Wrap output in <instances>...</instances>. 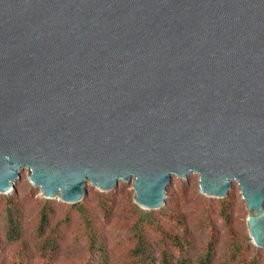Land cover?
<instances>
[{
  "label": "water",
  "instance_id": "1",
  "mask_svg": "<svg viewBox=\"0 0 264 264\" xmlns=\"http://www.w3.org/2000/svg\"><path fill=\"white\" fill-rule=\"evenodd\" d=\"M45 198L171 176L239 186L264 249V0H0V193Z\"/></svg>",
  "mask_w": 264,
  "mask_h": 264
},
{
  "label": "rangeland",
  "instance_id": "2",
  "mask_svg": "<svg viewBox=\"0 0 264 264\" xmlns=\"http://www.w3.org/2000/svg\"><path fill=\"white\" fill-rule=\"evenodd\" d=\"M13 188L9 193H0V264H90L91 253L87 248L85 233L89 226L87 217L93 222V229H99L109 247V264H130V247L135 240L132 226L134 220L141 217L140 211L152 212L151 215L158 218L165 228L172 227L173 232H180V228L165 215H183L197 251L206 238L212 236L216 253L226 255L229 233L219 214V200L222 197L202 194L198 188V175L194 172L184 178L171 176L165 188L164 203L158 209L138 206L133 200L131 182L123 180H118L117 185L107 191L86 182L84 196L75 203H66L57 197L45 198L39 187L28 181L26 168L20 172ZM7 197L14 201L15 213L20 217L22 228L19 237L12 235L6 238L3 233L4 213L1 208ZM102 197L111 201L107 217L100 208ZM223 197H228L230 203V226L234 236L247 244L250 241L246 223L248 210L236 181H231ZM81 200L82 207L78 209L75 204ZM42 201L49 202L53 210L50 227L45 234L49 233L51 239L52 232H61L57 250H44L46 248L41 247L43 236L38 235L36 224ZM164 208L166 213L163 214L161 211ZM67 215L68 219L65 218ZM143 230L148 236L154 234L147 224H144Z\"/></svg>",
  "mask_w": 264,
  "mask_h": 264
},
{
  "label": "trees",
  "instance_id": "3",
  "mask_svg": "<svg viewBox=\"0 0 264 264\" xmlns=\"http://www.w3.org/2000/svg\"><path fill=\"white\" fill-rule=\"evenodd\" d=\"M105 198L102 197L99 204L107 217L106 214L109 213L111 201ZM82 202L83 200L76 203L75 207L80 209ZM229 207L228 197H222L219 200V214L229 233L225 256L216 253L212 236H208L200 250L197 251L183 215L179 213L165 215L180 228V232H173L172 227L165 228L158 218L151 215L152 212L140 211L141 217L136 218L132 226L135 240H133L134 242L130 247V264H264V249L255 246L250 237V241L243 244L234 236V231L230 226ZM1 209L4 213V236L6 238H11L12 235L19 237L22 224L19 215L15 213L14 201L7 197ZM134 209L139 210L137 207H134ZM38 213L36 229L38 235L43 236L41 247L46 248L44 250H57L61 236L60 230H57L56 233L52 232L51 239L49 233L45 234V230L50 227L51 217L53 216L50 203L42 201ZM161 213H166L165 208ZM65 218L68 219V215ZM86 220L89 223L85 233L87 248L91 253L90 264H109V247L107 243H105L99 229H93L91 219L87 217ZM144 224L149 225L154 232L153 236H148L145 233L143 230ZM155 250H157V253H155Z\"/></svg>",
  "mask_w": 264,
  "mask_h": 264
}]
</instances>
